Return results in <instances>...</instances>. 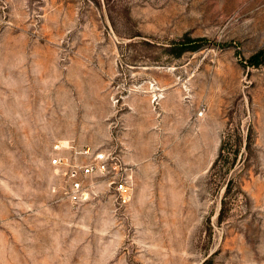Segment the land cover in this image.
Here are the masks:
<instances>
[{
	"label": "rangeland",
	"instance_id": "374dc122",
	"mask_svg": "<svg viewBox=\"0 0 264 264\" xmlns=\"http://www.w3.org/2000/svg\"><path fill=\"white\" fill-rule=\"evenodd\" d=\"M0 264H264V0H0Z\"/></svg>",
	"mask_w": 264,
	"mask_h": 264
},
{
	"label": "built area",
	"instance_id": "2783aa9c",
	"mask_svg": "<svg viewBox=\"0 0 264 264\" xmlns=\"http://www.w3.org/2000/svg\"><path fill=\"white\" fill-rule=\"evenodd\" d=\"M64 149H71L75 154L87 159L86 163L77 164L57 154L51 161V164L61 168L67 177L69 188L66 194L73 205L82 204L91 198L94 194L91 181L100 177L107 178L119 208L127 207L131 203L134 193V168L123 160L120 153L91 147L77 151L68 143H57L54 147L56 152Z\"/></svg>",
	"mask_w": 264,
	"mask_h": 264
},
{
	"label": "crops",
	"instance_id": "0c3cea01",
	"mask_svg": "<svg viewBox=\"0 0 264 264\" xmlns=\"http://www.w3.org/2000/svg\"><path fill=\"white\" fill-rule=\"evenodd\" d=\"M176 91H177V90H176ZM176 91H171V92L167 93L165 99L167 98L168 101H164V102H163L165 106H166V105H167V106H170V104H168V103H169V99H170L171 97H173V96L176 95ZM177 92H178V91H177ZM167 96H168V97H167ZM128 164H129V165H132V164H130L129 162H128Z\"/></svg>",
	"mask_w": 264,
	"mask_h": 264
},
{
	"label": "trees",
	"instance_id": "16d2710c",
	"mask_svg": "<svg viewBox=\"0 0 264 264\" xmlns=\"http://www.w3.org/2000/svg\"><path fill=\"white\" fill-rule=\"evenodd\" d=\"M183 46H185V45H183ZM261 54L260 55L253 56L251 58V62L250 63L253 64V65L259 64V62H260L259 60L261 58ZM262 56H263V54H262Z\"/></svg>",
	"mask_w": 264,
	"mask_h": 264
}]
</instances>
